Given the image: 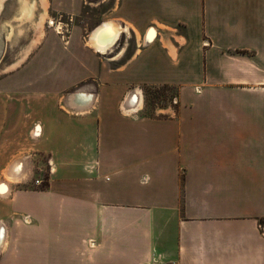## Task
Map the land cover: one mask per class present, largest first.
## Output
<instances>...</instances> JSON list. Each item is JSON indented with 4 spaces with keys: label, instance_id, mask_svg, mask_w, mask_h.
I'll return each instance as SVG.
<instances>
[{
    "label": "crops",
    "instance_id": "obj_1",
    "mask_svg": "<svg viewBox=\"0 0 264 264\" xmlns=\"http://www.w3.org/2000/svg\"><path fill=\"white\" fill-rule=\"evenodd\" d=\"M116 1L0 78V165L23 150L49 172L23 186L26 158L0 194V264H264V0ZM162 85L176 106L146 114Z\"/></svg>",
    "mask_w": 264,
    "mask_h": 264
},
{
    "label": "rangeland",
    "instance_id": "obj_2",
    "mask_svg": "<svg viewBox=\"0 0 264 264\" xmlns=\"http://www.w3.org/2000/svg\"><path fill=\"white\" fill-rule=\"evenodd\" d=\"M56 0H49L48 13L53 20L54 25L46 23L45 30L47 29H57L59 22H71L70 17L74 16V21L71 23L79 26H85L90 29V26L98 22L106 13H108L111 8L116 4V0H62V4L78 3L75 11L72 13L65 12L64 10H59L53 3ZM19 0H6L4 2V8L0 15V78L5 77V68L8 67V63L12 62L14 58L20 56L13 64H15L23 55L27 46L30 45L31 41L36 35L35 27L33 23L29 20L20 21L17 18L19 9ZM58 5V4H57ZM74 10V9H73ZM41 11L39 6L37 14ZM36 19V18H35ZM58 24L56 25V22ZM22 29V34L20 33ZM61 30V29H58ZM87 36V35H86ZM42 39V38H41ZM90 40V39H89ZM41 41V40H40ZM39 41V42H40ZM88 44L90 45L89 41ZM11 64L10 66H12ZM14 68V67H13ZM2 69V70H1ZM146 105L144 112L149 115H158L161 109L169 106H176V96L177 88L174 86H149L144 88ZM5 105V104H4ZM2 112L6 111V105L3 107ZM3 125L0 128V138L6 137L7 134L3 133L7 129L6 117L3 118ZM13 156L9 161V164L0 165V182H8L7 169L10 163L15 162L16 159L20 160L21 163L25 162V159H29L31 167L35 169L33 176V183L23 184V186H42L37 185L35 180L40 178L45 180L48 177V167L45 156L39 153H34L30 151L17 150L13 151ZM24 159V160H23ZM29 162V161H28ZM25 167V165H24ZM11 182V181H10ZM264 226V222L261 223Z\"/></svg>",
    "mask_w": 264,
    "mask_h": 264
},
{
    "label": "bare ground",
    "instance_id": "obj_3",
    "mask_svg": "<svg viewBox=\"0 0 264 264\" xmlns=\"http://www.w3.org/2000/svg\"><path fill=\"white\" fill-rule=\"evenodd\" d=\"M5 1L6 0H0V15L4 8ZM19 2H20L19 3L20 6L18 9V14H16L17 15L16 17L19 18L21 22L22 21L25 22V20L31 21L33 23L32 25L35 27L36 35L34 39L31 41L30 45L27 46V48L25 49L22 57L12 66L9 65L8 67H6L5 71L20 65V63H22L28 57V55L33 50V48L39 43L41 38L45 35L46 23H50L51 26L54 25L53 20L51 19L48 13L49 0H19ZM39 6L41 7V11L39 12V14H37ZM115 25L111 21L105 23V27H108L106 34L103 33L104 30L101 31L102 28L96 29L95 31L96 34H94V36L92 37L93 38L92 44L98 49V51H101V53L102 52L105 53L109 49V47L114 43V41L117 40L119 32L117 29L118 27H116ZM56 27L57 29H61L60 25H57ZM21 32H22V29H20V33ZM104 41H106V43H104ZM90 42L91 41L89 40V43ZM22 168H23V164L20 161H15V162L10 163L7 169L8 182H0V194L2 195L7 194L10 181L11 182L19 181L20 179H24L26 177V173L22 172ZM4 234H5L4 228H3V225L1 224L0 225V245L3 243Z\"/></svg>",
    "mask_w": 264,
    "mask_h": 264
},
{
    "label": "trees",
    "instance_id": "obj_4",
    "mask_svg": "<svg viewBox=\"0 0 264 264\" xmlns=\"http://www.w3.org/2000/svg\"><path fill=\"white\" fill-rule=\"evenodd\" d=\"M48 185H49L48 177H46V179L44 180V182H43L41 188L44 189V188L48 187ZM262 222H264V217L260 219V223H262Z\"/></svg>",
    "mask_w": 264,
    "mask_h": 264
},
{
    "label": "built area",
    "instance_id": "obj_5",
    "mask_svg": "<svg viewBox=\"0 0 264 264\" xmlns=\"http://www.w3.org/2000/svg\"><path fill=\"white\" fill-rule=\"evenodd\" d=\"M43 182H44V180L43 179H40V178H38V179L35 180V183L37 185H42ZM159 264H168V263L164 262V263H159Z\"/></svg>",
    "mask_w": 264,
    "mask_h": 264
},
{
    "label": "water",
    "instance_id": "obj_6",
    "mask_svg": "<svg viewBox=\"0 0 264 264\" xmlns=\"http://www.w3.org/2000/svg\"><path fill=\"white\" fill-rule=\"evenodd\" d=\"M104 43H106V41H104Z\"/></svg>",
    "mask_w": 264,
    "mask_h": 264
}]
</instances>
